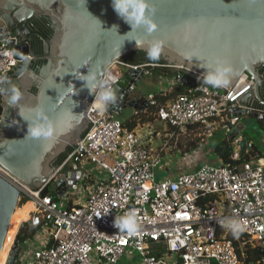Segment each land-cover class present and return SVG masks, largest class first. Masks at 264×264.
Wrapping results in <instances>:
<instances>
[{
    "label": "water",
    "instance_id": "1",
    "mask_svg": "<svg viewBox=\"0 0 264 264\" xmlns=\"http://www.w3.org/2000/svg\"><path fill=\"white\" fill-rule=\"evenodd\" d=\"M34 21L52 33L42 38V54L32 48ZM0 41L21 61L0 82V166L34 191L51 184L63 162L55 163L93 127L88 112L107 70L135 52L159 54L215 89L254 77L232 111L238 122L229 127L230 140L252 149L242 117L264 124V0H0ZM145 77L143 69L123 76L108 95L110 116L149 108L131 90ZM82 178V170L63 171L51 185L55 197L78 190ZM20 197L0 176V255ZM24 229L6 264L19 263Z\"/></svg>",
    "mask_w": 264,
    "mask_h": 264
},
{
    "label": "built area",
    "instance_id": "2",
    "mask_svg": "<svg viewBox=\"0 0 264 264\" xmlns=\"http://www.w3.org/2000/svg\"><path fill=\"white\" fill-rule=\"evenodd\" d=\"M20 62L7 41H0V82ZM152 68L175 71L174 86L185 89L166 104L155 94L145 98L156 108V121L177 130L172 136L218 124L230 134V125L238 122L232 117L237 98L255 84L245 74L235 88L215 89L194 81L183 68L123 62L111 66L89 108L93 127L49 186L31 190L0 166V176L21 191L20 201L33 205L25 225L39 228L47 240L32 250L25 264H96L94 259L97 264H119L124 258H139L141 264H264V158L234 167L206 163L179 173L171 170L166 147L152 146L153 132L144 136L110 116L108 95L123 76L130 69L152 76ZM233 146L238 160L242 150L235 142ZM85 164L106 175L92 178ZM66 170L83 171L79 187L91 181L85 198L76 199L69 191L64 203L63 198L44 195ZM165 172L169 176L157 180ZM249 247L259 258L247 259Z\"/></svg>",
    "mask_w": 264,
    "mask_h": 264
},
{
    "label": "rangeland",
    "instance_id": "3",
    "mask_svg": "<svg viewBox=\"0 0 264 264\" xmlns=\"http://www.w3.org/2000/svg\"><path fill=\"white\" fill-rule=\"evenodd\" d=\"M158 78L160 77L157 73L155 76H146L141 81L136 82L137 92L140 91L141 93H149L155 90L158 91L160 89ZM133 114L134 109L128 108L123 111L122 115H118L116 118L121 122H125L129 120ZM241 125L245 128L242 136H246L251 143L259 147L261 151H264V131L260 128L257 121L251 119L249 116H243ZM170 129L171 128H168L160 122H157V124L153 125L152 131L154 135L152 137V146L155 148L166 147L164 153L168 154L172 159V171L177 170L178 172H191L196 170L205 162H216L217 155L214 152V148L224 139H230V135L226 132L224 126L220 124L211 129L202 128L196 131L188 132L187 134H175L174 136H172L173 132ZM238 149L240 148L238 147ZM84 171L85 173L90 174L94 179H98L106 175L105 172L101 171L96 165L93 164H85ZM169 174L170 173L166 172L160 175L158 174L157 180L168 177ZM91 186V184L82 185L81 183L78 190H73V195H76V199L85 198V195L90 191ZM51 189L53 190V186ZM61 201L67 203L65 198H63ZM22 202H19L16 214H19L20 209H24L23 207L27 205L23 204ZM27 227L28 225H25V228ZM38 242L39 240L36 237L30 238L27 242L22 241L21 247L23 252L18 264L26 263L34 247H39L40 243ZM94 260L97 264L98 260ZM135 261L136 258L131 260L124 258L119 262V264H135Z\"/></svg>",
    "mask_w": 264,
    "mask_h": 264
},
{
    "label": "trees",
    "instance_id": "4",
    "mask_svg": "<svg viewBox=\"0 0 264 264\" xmlns=\"http://www.w3.org/2000/svg\"><path fill=\"white\" fill-rule=\"evenodd\" d=\"M43 23H45V22H43ZM42 26L43 27L41 29V37H43L44 40H49L51 38L52 33L48 28V24L46 23V25H42ZM41 44L39 45V47L37 46L38 48H35L36 52L39 54H42ZM122 62L130 64V65H134V66L143 65V64L166 65L162 61L161 56L159 54H156V53L150 54V53H146V52H142V51L135 52V53L131 54L130 56L123 59ZM151 71L153 73H156L158 71V72L164 73V75H168V76H174L175 75V71L170 70L169 68H161V69L152 68ZM262 74L264 76V68L262 69ZM184 93H185V89L183 87L175 86V88L173 89V91L170 94L164 95L163 93L157 92V93H155V95H156L157 99L160 101V103L166 104L168 101L175 99ZM263 95H264V92H263ZM156 112H157L156 108L150 107L146 113H139L136 116H132L129 120L123 122V125L130 130H134L139 123H141V124L152 123V122L156 121ZM220 125L224 126L223 124H220ZM259 126L264 131V124L259 123ZM170 130H172L173 133L177 131V130H174L172 128ZM193 130H195V128ZM72 149H73V147H71L69 149L68 153L64 154L60 158L57 166L63 162V160L66 158V156L69 154V152L72 151ZM214 152L217 155V161L214 162V164L231 166V167L238 166V165L245 163V162H249L255 158H264V151H261V149L259 147H257L255 144H253L252 149H247V150L242 151L239 159L234 160L235 148L233 146V142L229 138L224 139L223 141L218 143L216 145V147L214 148ZM206 163L207 162H205L203 164H206ZM198 168H200V166ZM182 172L183 171H180L179 173H182ZM87 182L90 183L91 181H85L84 185H87L86 184ZM51 188H52V186L47 187L44 190V195L48 194V195L55 197L54 191ZM22 201L21 202L23 204H26V200H22ZM69 205L72 206V201L69 202ZM38 231H39V228H32V227L28 226L27 228L24 229V232H23L24 235H23L22 241L25 242L30 237H33L35 234H37ZM232 239H234V238L232 237ZM235 245H236V247L240 253L239 242L235 241ZM51 246H52V242H50V244H49V247H51ZM245 254H246V257L248 260H256L260 256L258 251L253 250L250 247L245 250Z\"/></svg>",
    "mask_w": 264,
    "mask_h": 264
},
{
    "label": "crops",
    "instance_id": "5",
    "mask_svg": "<svg viewBox=\"0 0 264 264\" xmlns=\"http://www.w3.org/2000/svg\"><path fill=\"white\" fill-rule=\"evenodd\" d=\"M157 73H158V75L160 77V78H158L159 83H160V89L158 91L155 90V91H152V92H149V93H141L140 91L137 92V87H136V90H135L136 96L133 97V98H144L145 99V98H147V96H149L151 94H155L157 92L158 93H163L164 95H167V94H170L173 91V89L175 88L174 83H173V76L164 75V73H161V72H158V71L156 73H153L152 76H155ZM135 86H137V85H135ZM148 109L144 110L143 112H136V111H134L133 116H136L139 113H146ZM157 122L158 121H154L152 123H145V124L139 123L134 130L136 132H138L139 134H142L144 136H148L149 133H152L153 132L152 131V126L155 125V124H157ZM148 137H146V138L148 139ZM168 158H170V157H168ZM25 207H27V205L24 206L23 208H25ZM35 237L38 240H40V242H38V243H40V245L46 243V241H47L46 238L41 233H39V232L37 234H35L33 237H30V238H35ZM34 248H38V247H34ZM135 262H136L135 264H141V261H140L139 258H136V261Z\"/></svg>",
    "mask_w": 264,
    "mask_h": 264
},
{
    "label": "bare ground",
    "instance_id": "6",
    "mask_svg": "<svg viewBox=\"0 0 264 264\" xmlns=\"http://www.w3.org/2000/svg\"><path fill=\"white\" fill-rule=\"evenodd\" d=\"M26 206V205H25ZM33 209V205L31 203L27 204V207L24 209H20V213L16 214V211L11 219L10 228L8 231V235L5 241L4 249L0 255V264H6L8 255L12 249V246L15 242L16 236L19 232L21 225L29 219V214ZM17 210V209H16ZM23 213V214H22Z\"/></svg>",
    "mask_w": 264,
    "mask_h": 264
},
{
    "label": "flooded vegetation",
    "instance_id": "7",
    "mask_svg": "<svg viewBox=\"0 0 264 264\" xmlns=\"http://www.w3.org/2000/svg\"><path fill=\"white\" fill-rule=\"evenodd\" d=\"M29 25H30L31 29L34 31L32 33L34 35L32 48L35 50V48H38L39 45L42 43V38L43 37H41V29L43 27L42 25H46V22L43 23V22H40V21H34V22H31ZM41 46H42V49H43V45L42 44H41ZM14 96H17V95H14ZM261 112H264V109L261 110ZM58 161L55 163L56 166L58 164Z\"/></svg>",
    "mask_w": 264,
    "mask_h": 264
}]
</instances>
